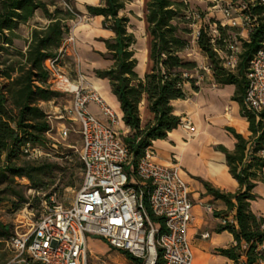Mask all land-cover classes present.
Wrapping results in <instances>:
<instances>
[{
  "label": "trees",
  "instance_id": "1",
  "mask_svg": "<svg viewBox=\"0 0 264 264\" xmlns=\"http://www.w3.org/2000/svg\"><path fill=\"white\" fill-rule=\"evenodd\" d=\"M63 1L70 6V0ZM126 1L102 0L101 5L85 7L90 15H101L102 25L113 32L111 38L103 40L106 51L100 53L110 63L104 69L94 70V74L107 79L111 93L119 102L122 122L129 130L123 140L132 154L133 163L153 140L165 138L178 125L180 117L173 114L170 102L185 97L184 84L189 83L193 90H197L203 79L204 70L200 65L184 57L190 46L186 34L192 32L191 41L205 57L213 81L218 85H234L232 99L238 102L240 114L248 122L250 131V135L244 138L227 128L235 138L234 147L232 150L219 147L238 189L224 193L205 184L215 199L235 210L234 220L219 226V229L231 232L234 243L219 252L232 264H259L264 261V215L255 214L249 204L257 198L254 186L257 182H264V159L258 155L264 149V108L259 112L245 109L243 95L248 61L255 50L264 45V6L257 1L230 0L232 5L245 6L242 12L250 16L251 22L246 31L247 40L241 41L236 70L228 72L220 65L210 42V26L217 20H204L203 12L190 7L187 0H147L145 18L150 35L151 68L139 76L135 71L137 60L131 49L134 36L126 27L128 18L118 15ZM36 9L42 11L47 22L31 28L28 39H25V49L15 46V40L20 38L17 33L20 25L27 22ZM71 9L70 12L58 8L56 0H0V204H8L11 212L28 202L22 192L12 186L16 177L26 178L28 188L46 189L49 182L43 181L42 177L54 168L63 169L57 163L27 161L17 164L16 160L31 155L24 151L26 144L29 148L41 150L49 140L46 136L49 120L39 103L64 94L48 89L49 74L44 61L57 54L69 31V21L79 13L73 7ZM233 29L218 30L220 34L229 35ZM217 44L223 45L220 40ZM143 94L152 119L141 127L138 105ZM80 165L82 167V162ZM72 185L71 182L63 184L64 187ZM143 202L150 218L160 221L151 215L146 197ZM13 232L9 224L0 220V264L7 259L6 243ZM117 250L141 264L127 251Z\"/></svg>",
  "mask_w": 264,
  "mask_h": 264
},
{
  "label": "built area",
  "instance_id": "2",
  "mask_svg": "<svg viewBox=\"0 0 264 264\" xmlns=\"http://www.w3.org/2000/svg\"><path fill=\"white\" fill-rule=\"evenodd\" d=\"M247 1H257L264 6V0ZM64 7L72 11L65 2ZM232 8L228 2L221 9L223 19L217 20L209 30L213 51L228 72L236 70L241 42L231 34H220L218 29L241 24L247 30L251 22L250 16L242 12L244 5L239 7L241 13L237 16L231 15ZM74 18L75 22L86 19L79 14ZM217 40L223 45H218ZM71 41L72 37L67 35L57 54L44 61L49 74L48 89L71 96L69 104L49 107L45 111L50 124L46 136L53 133L56 141L65 140L69 129L63 122L78 125L82 182L70 203L53 202L43 213L33 215L25 228L15 226L6 243L10 255L3 264H88V236H96L110 247L127 251L141 264H191L193 255L186 233L192 220V202L188 186L179 174L178 159L171 155L170 164L157 163L153 159L154 150L147 146L139 160L133 163L123 140L127 131L120 125L121 117L87 83L80 71L72 78L61 64L65 45ZM200 68L209 70V65ZM245 77L243 106L259 112L264 108V45L250 57ZM89 103L97 106L107 122L89 112ZM178 125L186 131L193 130L188 116L180 118ZM28 146L26 144L25 152L37 151ZM258 155L264 159V149ZM144 197L151 215L160 221L150 218ZM226 221L222 219V223Z\"/></svg>",
  "mask_w": 264,
  "mask_h": 264
},
{
  "label": "crops",
  "instance_id": "3",
  "mask_svg": "<svg viewBox=\"0 0 264 264\" xmlns=\"http://www.w3.org/2000/svg\"><path fill=\"white\" fill-rule=\"evenodd\" d=\"M70 2V6L77 10L80 16H85L86 19L75 22L74 18L69 21L70 28L67 35L72 37V41L65 45L64 53L67 57L76 61L77 69L85 74L87 83L121 117L119 102L111 93L107 79L96 77L94 74V70L104 69L110 63L100 53L106 51L103 40L111 38L113 32L102 25L103 17L101 15H90L85 6L101 5L102 0H70ZM128 4L129 0L125 2L124 8L118 11V15L128 18L126 27L127 31L134 36L131 49L137 60V52L134 48L137 41L136 30H133L131 24L133 10L128 8ZM56 6L65 9L63 0H56ZM220 12L222 15V11ZM145 14L146 2L140 20L146 29L144 33L146 69L140 73L137 60L135 71L139 76H143L151 68L149 58L150 35ZM46 22L47 20L42 11L36 9L33 16L27 22L21 24L17 31L20 37L23 38L20 48L25 49V39H28L31 28L35 25H43ZM234 28L240 29L238 33L244 32L241 41H246V28L242 27L241 24ZM17 41L19 39L15 40V46H17ZM200 57L198 60L199 65H206L205 57L201 55ZM183 88L185 97L170 102L172 112L180 118L188 116L193 130L186 131L177 125L167 133L165 138L153 140L150 145L155 152L153 159L157 163L168 165L171 162L170 156H176L180 166L179 174L188 186L189 198L192 202V220L187 228L186 235L193 255L191 264H232V261L222 255L219 250L232 245L234 243L233 236L228 230L219 229V226L223 224L222 218L229 222L233 221L235 210L234 208L228 209L222 200L215 199L207 191L205 184L224 193H233L238 189L237 181L228 172L224 153L219 147L222 146L227 150H232L234 147L235 138L227 128H232L236 133L247 138L250 135L248 122L240 114L238 102L232 99L234 85L216 84L210 70L204 71L203 79L199 82L197 90H193L189 83H185ZM48 102L46 103L48 104ZM42 103L45 102H41L39 105ZM88 107L91 109L92 112H89L93 116L102 122H107L105 116L94 103H89ZM138 110L140 126L143 127L152 119L144 94L140 99ZM120 125L127 132L129 131L123 122ZM259 187H264V182H257L254 186L253 192L257 194V198L251 200L249 206L255 214L264 215V196L258 190ZM204 234H207V236H204ZM98 239V237L88 236L87 242L95 243Z\"/></svg>",
  "mask_w": 264,
  "mask_h": 264
},
{
  "label": "rangeland",
  "instance_id": "4",
  "mask_svg": "<svg viewBox=\"0 0 264 264\" xmlns=\"http://www.w3.org/2000/svg\"><path fill=\"white\" fill-rule=\"evenodd\" d=\"M190 7L195 8L203 12L204 20H221L223 19L221 15V9L230 0H187ZM146 0H129L128 8L133 10L131 14V24L133 30H136L137 41L134 45L135 51L137 52L138 60V71L146 69V63L144 58V46H145V25L140 21L142 16V11L144 9V4ZM232 16H237L241 13L237 3L233 4ZM186 27V26H185ZM186 28H189L187 25ZM240 30V29H239ZM239 30H230V34L241 42L244 32L238 33ZM192 33V32H191ZM190 33V34H191ZM189 33L186 34L187 38L190 40V46L184 53V57L187 59L198 60L201 58L198 49L194 46L191 39L192 36ZM23 38L20 37L19 41L16 42L17 47L22 45ZM62 63L64 69L72 78H76L79 72L77 69L76 61L72 58L67 57L64 53L62 57ZM199 64V63H198ZM81 72V71H80ZM82 73V72H81ZM83 74V73H82ZM85 77V74H83ZM204 76V75H203ZM86 79V77H85ZM71 96L64 94L54 100H50L48 104L42 103L40 106L43 110H48L49 107L60 106L61 104H69ZM87 109H91L87 106ZM64 125L69 129V135L65 140L56 141L55 134H49L47 138L49 139L44 148L38 149L29 156H20L16 160L17 164H23L27 161L38 163V164H52L57 163L63 169L58 170L56 168L47 172L43 177V181L49 182L46 189L41 188H28L29 181L26 178L14 179L12 186L16 190H20L24 196L27 198L28 202L24 203L19 209L14 212L9 211L10 206L5 202L0 204V220L3 223L9 224L14 231L15 226L20 225V229L26 227V224L33 219V215L36 217L43 213L46 208L51 203H62L68 204L72 201L75 192L81 185L83 178V170L81 167V160L79 159L78 149L80 146V136L78 133V125L71 121H64ZM71 182L73 185L71 187H64L63 184ZM1 187V186H0ZM264 196V187H259ZM9 196V195H8ZM14 199L13 196H9ZM95 237L96 236H92ZM6 248V246H5ZM7 250V248H6ZM87 263L88 264H137L133 260L126 258L124 255L119 253L115 248L110 247L104 240L98 239L95 243L91 241L87 242ZM10 252L7 250V258Z\"/></svg>",
  "mask_w": 264,
  "mask_h": 264
}]
</instances>
